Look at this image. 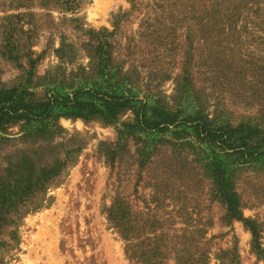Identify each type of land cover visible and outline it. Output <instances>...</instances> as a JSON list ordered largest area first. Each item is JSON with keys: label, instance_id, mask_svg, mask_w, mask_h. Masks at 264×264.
Here are the masks:
<instances>
[{"label": "rangeland", "instance_id": "obj_1", "mask_svg": "<svg viewBox=\"0 0 264 264\" xmlns=\"http://www.w3.org/2000/svg\"><path fill=\"white\" fill-rule=\"evenodd\" d=\"M66 1L0 0L8 5L0 7V86L40 100L49 89L103 85L181 116L248 124L253 141H264V30L202 27L187 1L76 0L72 9ZM57 122L51 137L24 122L0 131V242L9 244H0V264H132L107 215L112 201L203 236L211 264H264V154L247 162L181 127L138 133L130 110L113 122L99 114ZM117 138L111 167L98 147ZM214 158L258 248L227 210ZM2 201L32 204L8 215Z\"/></svg>", "mask_w": 264, "mask_h": 264}, {"label": "trees", "instance_id": "obj_2", "mask_svg": "<svg viewBox=\"0 0 264 264\" xmlns=\"http://www.w3.org/2000/svg\"><path fill=\"white\" fill-rule=\"evenodd\" d=\"M178 1L184 6V1H187L189 7H196L202 27L232 28L241 24L244 27L254 25L264 30V0ZM75 2L76 0L66 1L71 9L74 8ZM3 4L6 5L0 3V7H4ZM30 94L31 92L23 87L0 86V131L9 125L24 122L43 127L41 135L46 137L49 134L48 137H51L61 130L57 122L59 117L88 118L99 114L113 122L121 111L130 110L133 113L132 129L138 133L152 134L181 127L189 129L202 142L231 151L247 162L264 154V141H253L256 138L255 128L248 124L233 126L221 120H210L200 112L181 116L180 113L151 107L146 99L120 93L103 85L81 87L66 94L49 89L40 100L33 99ZM121 145L119 138L113 142H100L98 153L113 167ZM211 166L219 177V190L229 214L250 228L255 238V248H258V233L254 224L242 216L236 201L232 200V195L226 188H222L224 181L220 162L214 158ZM41 175L45 177V173ZM1 203L5 205V213L9 215L17 213L21 207L24 209L26 204H32V201ZM107 215L112 226L125 240L126 255L132 264H166L169 258H173L175 264H211L208 242L203 236L195 238L186 227L177 228V221L174 219H167L169 222H166L165 219L162 221L136 218L135 211L121 201H112L107 208ZM8 222L10 225L14 223L12 218ZM146 229L148 232H145ZM9 234L14 235V232L9 231ZM0 244L9 245L6 241H1ZM224 257L225 255L220 256ZM231 259L233 262V257ZM218 264L227 263L221 260Z\"/></svg>", "mask_w": 264, "mask_h": 264}]
</instances>
